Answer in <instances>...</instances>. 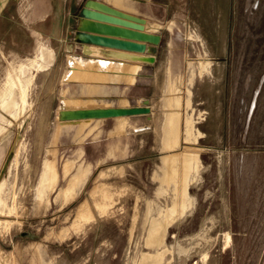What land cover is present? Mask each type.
Segmentation results:
<instances>
[{"label": "rangeland", "instance_id": "374dc122", "mask_svg": "<svg viewBox=\"0 0 264 264\" xmlns=\"http://www.w3.org/2000/svg\"><path fill=\"white\" fill-rule=\"evenodd\" d=\"M84 1L69 18L71 0H0V264H264V0L163 4L132 82L67 79L104 53L73 48ZM143 100L148 114L59 118Z\"/></svg>", "mask_w": 264, "mask_h": 264}, {"label": "water", "instance_id": "95a60500", "mask_svg": "<svg viewBox=\"0 0 264 264\" xmlns=\"http://www.w3.org/2000/svg\"><path fill=\"white\" fill-rule=\"evenodd\" d=\"M77 40L83 44L155 55L160 35L143 32L144 20L129 16L96 0H85L80 10ZM150 113L148 100L132 107L61 109V120L106 119Z\"/></svg>", "mask_w": 264, "mask_h": 264}, {"label": "crops", "instance_id": "0c3cea01", "mask_svg": "<svg viewBox=\"0 0 264 264\" xmlns=\"http://www.w3.org/2000/svg\"><path fill=\"white\" fill-rule=\"evenodd\" d=\"M71 0V6L69 10V18L71 15V9H72V2ZM79 3H81L84 0H78ZM97 2L104 4L110 8H113L117 11H120L122 13H125L129 16L140 18L144 20V30L143 32L149 33V34H158L155 31L150 30L147 26H151L154 24H159L161 25V20H162V12H164L166 9L164 8L163 4L165 3H173L175 6L178 4H183L186 0H122L127 2V7L125 6H119L115 5L109 0H96ZM116 2H119V0H116ZM76 5V4H73ZM168 5V4H167ZM168 7V10L171 9V11H175L176 8L172 5L166 6ZM176 12V11H175ZM68 17L61 15L60 11H52L51 9V28L57 29L58 25L61 23V19L66 20ZM148 24V25H147ZM151 24V25H150ZM147 28V29H146ZM160 35V34H158ZM200 36V35H199ZM201 37V36H200ZM161 40V36H160ZM161 42V41H160ZM76 47L80 48V50L87 55H91L93 51H96L97 53L99 52H104L102 54H98L95 56V59H90L93 61V63H80L76 62L77 65L80 67H84V70H71L73 74L77 75H87L90 74L92 77H95V80H103L106 81L108 79H111L112 81L117 80L120 77H124L127 79L126 81L128 82L131 77H135L136 73L132 72V68L135 65H139L138 71L141 68H145L151 61H153V58L155 55L158 53V45H157V52L151 59H147L148 54L146 52H132V51H123V50H117V49H109V48H104V47H99V46H94L90 44H83V43H75L73 45V48L75 49ZM205 50H203L204 55L207 54L208 58L210 59V54L205 53ZM103 59V60H101ZM126 66L127 71L122 72L121 71V66ZM170 66V65H169ZM89 67H94L98 68V72L96 71H90L88 69ZM117 69L118 73H108V69ZM75 71V72H74ZM107 73H106V72ZM71 72V74H72ZM132 72V73H131ZM130 77H129V74ZM133 75V76H132ZM128 77V78H127Z\"/></svg>", "mask_w": 264, "mask_h": 264}, {"label": "bare ground", "instance_id": "6f19581e", "mask_svg": "<svg viewBox=\"0 0 264 264\" xmlns=\"http://www.w3.org/2000/svg\"><path fill=\"white\" fill-rule=\"evenodd\" d=\"M148 25V24H147ZM151 25V24H150ZM150 30H156V29H158V25L157 24H154V25H151V26H147ZM147 29V28H146ZM94 52V51H93ZM153 57V55H151V54H148V56H147V59H151ZM101 60H103V59H101ZM138 68H139V65L137 64V65H135V66H133V68H132V72L134 73H136V71L138 70ZM108 69V68H107ZM72 72V71H71ZM75 72V71H74ZM106 72V71H105ZM131 72V73H132ZM73 73V72H72ZM107 73V72H106ZM88 74V73H87ZM129 74V73H128ZM89 76H91L90 74H88V76L87 75H84V76H78L77 74L75 75V74H68L67 75V79H70V78H72L73 79V77L74 78H81V79H89V78H91V77H89ZM133 76V75H132ZM129 77H130V74H129ZM128 78V77H127ZM134 78L133 77H131L130 79H129V81L128 82H132V80H133ZM125 80H127V79H125ZM69 102V101H68ZM75 102H77V101H75ZM173 104V103H172ZM10 107H12V103L10 102V103H8L7 104V106H6V108H10ZM101 107V106H100ZM80 108H83V107H80ZM89 108V107H88ZM175 118H176V116H175ZM82 122H84V121H82ZM86 123V122H85ZM187 131H189L190 130V127H187ZM166 130V129H165ZM170 130V129H169ZM170 132V131H169ZM170 134V133H169ZM176 134H178V132L176 133ZM167 135V134H166ZM170 137V136H169ZM169 137H167L166 139H168ZM174 137H175V128H174ZM177 137V136H176ZM170 139V138H169ZM175 139V138H174ZM174 143H175V141H174ZM176 144V143H175ZM168 145V144H167ZM191 157V158H190ZM192 155H184V172H187L188 170H189V167H188V163H189V161H191V159H192ZM195 157V156H194ZM174 160V159H173ZM179 160V159H178ZM171 166V165H170ZM167 171H168V169H167ZM178 172H179V170H178ZM172 174V173H171ZM179 176V175H178ZM55 177V172H54V168H53V165H52V163H48L47 165H46V167H45V169H44V171H43V174H42V177H41V181H40V183L42 184V185H44V186H47V185H45L44 183H45V181H47L48 179H53ZM169 177V176H168ZM167 178V177H166ZM180 181V180H179ZM167 182V181H166ZM51 184V183H50ZM179 190V189H178ZM181 190V189H180ZM179 194L181 195V201L180 202H178V204H180V208H181V210H180V212L181 213H183V211H184V208L186 207V186L184 185L183 187H182V191H180L179 192ZM169 220V219H168ZM168 223V221L166 222V224ZM165 223L163 224V223H161V222H152L151 224H150V227H149V231H148V235H147V238H146V244L148 245V246H152V247H157V246H160L162 243H163V234H162V232H161V230H164V226L166 225ZM162 256H163V254L161 253V252H158V253H156V254H154V255H143V256H141V259H139V261H138V264H160L161 263V260H162Z\"/></svg>", "mask_w": 264, "mask_h": 264}]
</instances>
